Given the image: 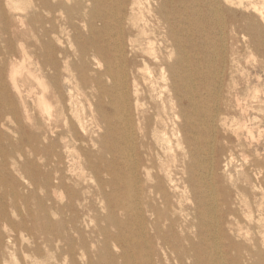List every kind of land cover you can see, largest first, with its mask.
I'll list each match as a JSON object with an SVG mask.
<instances>
[{"label":"bare ground","instance_id":"obj_1","mask_svg":"<svg viewBox=\"0 0 264 264\" xmlns=\"http://www.w3.org/2000/svg\"><path fill=\"white\" fill-rule=\"evenodd\" d=\"M222 1L76 0L69 6L67 1L40 0L27 22L34 40H20L22 57L13 55L8 41L0 49V72L9 59L11 82L20 102V106L3 105L0 127L6 126L8 116L21 122L22 114L30 121L36 164L43 155L39 127L40 116L45 117L50 129L49 162L59 163L66 157L71 165L68 173L60 168L56 181L58 186L72 184L69 209L80 207L86 199L83 182L87 177L96 178L95 194L106 208L111 207L115 192L124 189L122 208L132 221L128 236L120 238L131 247L136 245L137 225L144 221L146 240L154 243L148 244L149 253L144 255L149 263L157 256L154 264L170 260L176 264H264V163L256 159L253 173L246 169L247 178L239 184L229 162L221 165L217 158L223 149L217 147L212 131L220 104L211 101L212 96L216 98L212 92L219 93L210 87L217 80L211 77L209 38L213 15L243 38H257L252 43L260 47L264 0ZM128 4L134 18L124 13ZM8 5L22 10L18 1L8 0ZM42 10L48 13L44 21ZM218 10L226 14V20L217 16ZM18 19L24 28V17ZM72 30L69 44L78 51L75 63L69 60L65 45V35ZM174 51L177 57L171 62ZM138 58L144 67L138 66ZM153 68L158 69L157 75ZM24 75L40 91L33 86L23 89L19 77ZM139 77L145 89L156 94L144 110L138 96L134 103L131 99L132 85L138 92ZM25 91L35 96L38 114L24 99ZM81 149L82 164L76 161L82 157L77 154ZM46 220L52 223L49 217ZM109 264L118 263L111 260Z\"/></svg>","mask_w":264,"mask_h":264},{"label":"rangeland","instance_id":"obj_2","mask_svg":"<svg viewBox=\"0 0 264 264\" xmlns=\"http://www.w3.org/2000/svg\"><path fill=\"white\" fill-rule=\"evenodd\" d=\"M13 1H18L22 10H14L8 5V0H0V49H4L8 41L11 52L19 59L22 57L19 50L20 40H34L27 22L34 6L40 0ZM62 1H67L71 6L76 0ZM219 3L224 2L219 0ZM131 6L132 4H128L124 13L127 17L134 18L135 12ZM19 15H22L27 23L24 28H21ZM225 15L218 10L217 16L221 21L223 18L226 20ZM40 16L44 21L48 13L42 10ZM197 17L198 26L201 27V13H198ZM214 17L212 15L209 38L212 41L211 56L214 65L211 77L217 82L210 87L218 89L219 95L215 91L212 92L216 98L212 96L211 101L219 100L220 112L212 134L217 147L223 149V152L216 154L221 165L229 162L230 170L235 173L234 178L237 177L236 181L242 184L247 178L243 172L247 169L252 174L256 159L264 163V43L260 47L254 45L252 40L257 38H243L240 33L225 27L224 21L223 25L219 21L216 22ZM75 24L78 26L79 22L76 21ZM73 32L68 31L69 34L65 35V45L71 53L69 60L75 63L78 51L76 45L69 44ZM27 50L31 52L30 48ZM176 57L177 53L174 51L170 61ZM138 61V66L144 67L141 59L138 58ZM10 66V60L7 59L3 71L0 72V111L8 102L20 106L11 82ZM153 69L157 75L158 69ZM19 82L24 85L23 89L33 86L36 91H40L37 84L30 81L26 75L20 76ZM145 87L143 79L139 77L138 92L135 93L133 85L131 89L132 102L134 103L138 96L141 110L148 109L147 103L156 97L154 92L146 90ZM23 96L36 114L35 96H28L26 91ZM218 97L220 99H217ZM40 119V145L43 155L36 163L38 170L30 145V121L22 114L19 115L21 122H15V119L8 116L5 119L6 126L0 127V264H42L43 260L45 264H109L111 260L118 264H154L157 256L152 257V263L146 261L144 256L150 250L144 221L139 223L140 226L137 225L140 235L136 237V245L131 247V243L120 238L128 236L132 221L126 217L122 208L125 204L124 189L115 192L110 201L111 207L106 208L105 203L95 194L96 178L90 176L84 179V182L82 180L87 194L86 199L82 200L83 204L73 209L66 206L71 196L72 184L68 182L58 186L56 181L61 174L60 168L68 173L71 165L66 157L59 163L49 162L47 156L50 148L47 146V137L50 136V129L45 123V117L40 116ZM101 132L106 134L103 130ZM83 149L77 153L82 156L76 158L80 164L85 158ZM55 150L63 151V148ZM206 154L210 156V150L206 151ZM90 157L96 160V155ZM168 159V162H173L171 158ZM113 199H119L118 203ZM141 200L145 202L144 194H141ZM142 201L140 211H143L145 206ZM186 203L188 202L185 201ZM47 217L52 223L46 220ZM59 220L62 222L57 224ZM124 250L126 255L119 257ZM166 264L176 263L170 260Z\"/></svg>","mask_w":264,"mask_h":264}]
</instances>
